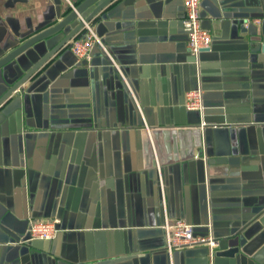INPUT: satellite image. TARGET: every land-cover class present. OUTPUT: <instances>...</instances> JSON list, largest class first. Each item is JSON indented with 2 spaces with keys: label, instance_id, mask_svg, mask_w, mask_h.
<instances>
[{
  "label": "crops",
  "instance_id": "0c3cea01",
  "mask_svg": "<svg viewBox=\"0 0 264 264\" xmlns=\"http://www.w3.org/2000/svg\"><path fill=\"white\" fill-rule=\"evenodd\" d=\"M84 1L0 0V58ZM200 15L212 44L197 68L180 0H115L89 23L103 44L90 62L69 48L82 30L0 106V264H186V249L167 251L166 218L220 242L254 233L264 54L243 22L264 21V0H203ZM7 79L17 71L0 72V95ZM200 87L203 114L185 107ZM214 126L235 130L234 154L217 155ZM32 218L59 220L57 237L29 240ZM262 242L239 264H264Z\"/></svg>",
  "mask_w": 264,
  "mask_h": 264
},
{
  "label": "water",
  "instance_id": "95a60500",
  "mask_svg": "<svg viewBox=\"0 0 264 264\" xmlns=\"http://www.w3.org/2000/svg\"><path fill=\"white\" fill-rule=\"evenodd\" d=\"M114 1L115 0H85L82 4L76 6L75 10L71 9V13L61 22L33 36L15 50L0 58V72L4 73L6 78L9 77L11 69L17 71V80L9 81L7 79L9 86L7 85V88L4 89L0 95V106L14 93L18 92L25 82L36 75L57 52L75 39V37L96 15ZM91 7H94L92 12L86 14ZM248 21L251 20L247 19L243 22V27L246 31L251 27L256 28L255 36L252 37L251 41L253 50L264 54V21L261 20V25L251 23L248 26H245ZM72 25L73 29H71L70 32L65 33L60 42L55 46H50L48 44L47 51L38 56L35 61L32 60V57L37 52V47L40 44L44 42L48 43L51 38L60 33H64L65 30ZM205 51L207 50L202 51V53ZM20 57H23L21 61L23 63H27L28 61L31 62V66L26 73L17 66L16 61ZM195 60L196 59L193 58V62H195ZM196 67H200V60L199 67L197 65ZM211 133L216 141L217 155L230 156L235 153L234 147L237 143L235 141L236 132L233 128L217 126L216 128H213ZM253 228L254 233L243 231L240 232L241 234L239 233L235 237L224 239L221 242L217 240L219 244L213 249V251H211L209 245L186 249L184 253L186 264H239L248 261V257L253 255L254 249L264 241V214L259 218V221L253 225ZM255 237L257 238L254 239Z\"/></svg>",
  "mask_w": 264,
  "mask_h": 264
},
{
  "label": "built area",
  "instance_id": "2783aa9c",
  "mask_svg": "<svg viewBox=\"0 0 264 264\" xmlns=\"http://www.w3.org/2000/svg\"><path fill=\"white\" fill-rule=\"evenodd\" d=\"M185 12V18L183 21L184 27L188 30V44L187 50L191 57L195 58V64L199 67V60L202 51L208 50L212 44V35L208 30L203 28L202 19L200 15V6L203 0H180ZM72 10L76 9V6L70 3ZM260 24V20H251L246 22L245 26L249 24ZM85 36L73 40L69 44L70 51L79 60L91 61L92 51L96 45L103 47V44L91 27L87 24L83 29ZM185 107L188 111H196L203 114L204 111V92L202 88L191 90L186 94ZM202 128L206 126V123H202ZM214 126L213 128H216ZM160 166L158 164V170ZM161 177V171L159 170ZM162 183V182H161ZM59 220H29L28 239L39 241H52L58 235ZM167 238V251L170 256L175 248H193L203 245H209L211 251L218 246V241L213 238L212 235L208 236H195L194 226L187 223L184 220H177L171 222L166 218L163 227Z\"/></svg>",
  "mask_w": 264,
  "mask_h": 264
}]
</instances>
